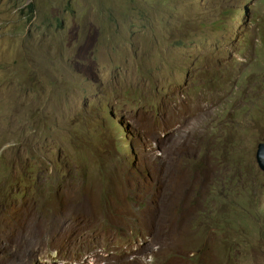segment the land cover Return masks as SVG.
<instances>
[{
    "label": "rangeland",
    "instance_id": "1",
    "mask_svg": "<svg viewBox=\"0 0 264 264\" xmlns=\"http://www.w3.org/2000/svg\"><path fill=\"white\" fill-rule=\"evenodd\" d=\"M263 138L264 0H0V264H264Z\"/></svg>",
    "mask_w": 264,
    "mask_h": 264
},
{
    "label": "trees",
    "instance_id": "2",
    "mask_svg": "<svg viewBox=\"0 0 264 264\" xmlns=\"http://www.w3.org/2000/svg\"><path fill=\"white\" fill-rule=\"evenodd\" d=\"M28 8L33 14V6L30 5V6H28ZM237 154L238 153L236 152L235 148L233 146H230L227 148L225 156L227 159H229L231 157H236ZM219 155H221L220 149H216V157ZM236 168H237V171H240V169H241L240 167H236ZM195 190H196V187H193L194 197L189 200V206L192 208H191V213L187 218V221H189L191 224H193L196 221L195 218L197 215L206 213V209H198L197 208V205H196L197 201L203 200V199L200 198V196L196 193ZM179 212H180V210H179Z\"/></svg>",
    "mask_w": 264,
    "mask_h": 264
},
{
    "label": "water",
    "instance_id": "3",
    "mask_svg": "<svg viewBox=\"0 0 264 264\" xmlns=\"http://www.w3.org/2000/svg\"><path fill=\"white\" fill-rule=\"evenodd\" d=\"M258 150L256 153V160L260 168L264 171V138L263 141L258 144Z\"/></svg>",
    "mask_w": 264,
    "mask_h": 264
},
{
    "label": "bare ground",
    "instance_id": "4",
    "mask_svg": "<svg viewBox=\"0 0 264 264\" xmlns=\"http://www.w3.org/2000/svg\"><path fill=\"white\" fill-rule=\"evenodd\" d=\"M199 177H202L201 175H198ZM208 186L209 184L207 183V184H204V181L202 180V182H198V183H194V182H191V183H189V186H202V187H205V186ZM197 188H200V187H197ZM201 189V188H200ZM144 206H145V204H144ZM146 207H147V205H146ZM136 211H138V212H140V208H139V203L138 202H135L134 203V207H133ZM84 216L82 215L81 217H77L78 219H81V218H83ZM76 218V217H75ZM187 221V220H186ZM17 252V251H16ZM17 256V255H16ZM19 258V257H18Z\"/></svg>",
    "mask_w": 264,
    "mask_h": 264
},
{
    "label": "clouds",
    "instance_id": "5",
    "mask_svg": "<svg viewBox=\"0 0 264 264\" xmlns=\"http://www.w3.org/2000/svg\"><path fill=\"white\" fill-rule=\"evenodd\" d=\"M262 141H263V140H262ZM228 147H230V146H226L224 149H227ZM224 149L220 150L221 155L217 156L215 159L223 160L224 162H225V161H228V159L226 158V156H225V154H224ZM235 150H236V149H235ZM236 152L239 154V152H238L237 150H236ZM197 175H199V174H197ZM191 182H193L192 179L189 180V183H191ZM209 185H210V184H209ZM209 185H208V187H209ZM193 187H195V186H190L189 189H193ZM196 190H200V191L202 192V190H201L200 188H197V187H196ZM185 220H186V219H185ZM191 225L193 226V224H191ZM201 225H203V223H202Z\"/></svg>",
    "mask_w": 264,
    "mask_h": 264
}]
</instances>
